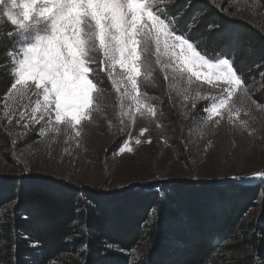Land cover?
<instances>
[{
    "label": "trees",
    "instance_id": "16d2710c",
    "mask_svg": "<svg viewBox=\"0 0 264 264\" xmlns=\"http://www.w3.org/2000/svg\"><path fill=\"white\" fill-rule=\"evenodd\" d=\"M226 2L176 0L170 12H183L181 30L195 22L193 39L207 37L210 55L234 56L247 79L255 69L264 72V29L235 17ZM5 24H0V146L11 150L2 104L12 76L2 66L10 61L8 33L14 29ZM9 205L0 219V264H264V179L171 176L101 190L47 173L3 176L0 211ZM254 208L258 214L248 219Z\"/></svg>",
    "mask_w": 264,
    "mask_h": 264
},
{
    "label": "rangeland",
    "instance_id": "374dc122",
    "mask_svg": "<svg viewBox=\"0 0 264 264\" xmlns=\"http://www.w3.org/2000/svg\"><path fill=\"white\" fill-rule=\"evenodd\" d=\"M226 3V9L235 17L264 29V0ZM4 10L0 5V24L8 23L5 26L16 33ZM154 52L153 47L150 70L138 79L141 90L147 94L143 99L155 106V115L147 108L136 112L129 100L119 99L106 77L107 91L99 97L101 102L93 112L94 119L85 122L81 137L67 134L63 126L58 133L50 132L46 119L24 128L29 120L27 116L21 119L19 113L27 107L29 97L21 101L13 95L4 100L2 113L13 148L0 146V178L47 173L74 185L109 190L149 180L165 182L171 176L231 180L264 172V72L256 73L255 69L246 79L249 96L243 95L242 88L237 89L232 99L240 97L236 103L239 113L233 111L229 119L226 106L221 115L204 120V105L224 95L222 82L220 87H212L194 77L191 82L178 75L174 78L172 68L165 63L167 58L162 57L157 64ZM206 71L201 72L202 77ZM42 124L44 134L40 131ZM141 129H146L143 135ZM125 141L133 152L115 155ZM12 206L0 211V219ZM250 214L248 219L255 217L258 210L254 208ZM142 251L134 252L132 261L138 260Z\"/></svg>",
    "mask_w": 264,
    "mask_h": 264
},
{
    "label": "snow or ice",
    "instance_id": "6c2138e0",
    "mask_svg": "<svg viewBox=\"0 0 264 264\" xmlns=\"http://www.w3.org/2000/svg\"><path fill=\"white\" fill-rule=\"evenodd\" d=\"M175 3L176 0H0L4 16L17 30L8 33L13 48L2 70L12 76V83L3 99L7 101L15 95L23 101L29 97L27 107L19 113L21 119L27 116L29 120L24 128L46 119L50 132L58 133L63 126L67 134L81 137L85 122L94 119L99 97L107 91L106 77L119 99L129 100L136 112L147 108L155 115V106L143 99L147 94L138 79L150 70L154 47L156 63L167 58L165 63L172 68L174 78L178 75L191 82L194 77L212 87H220L222 82L224 95L204 105L207 116L202 119L221 115L226 106L231 119L233 111H240L236 107L240 97L232 99L237 89L250 95L246 78L236 68L234 56L229 59L218 53L210 55L203 42L207 37L193 39L195 22L186 31L181 30L183 12H170ZM17 8L19 11H14ZM215 27L219 26L209 25V29ZM44 128L42 124L41 134ZM144 131L141 129V135ZM136 143L140 144V140ZM125 151L133 152L127 141L114 154ZM255 178L264 179V172L231 179L244 183Z\"/></svg>",
    "mask_w": 264,
    "mask_h": 264
}]
</instances>
